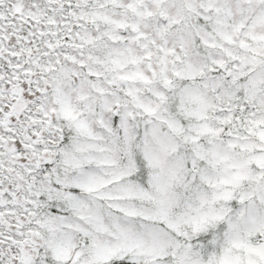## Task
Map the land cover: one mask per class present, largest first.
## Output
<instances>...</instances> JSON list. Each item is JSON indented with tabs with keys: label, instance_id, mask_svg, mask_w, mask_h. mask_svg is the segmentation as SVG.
Segmentation results:
<instances>
[{
	"label": "snow or ice",
	"instance_id": "6c2138e0",
	"mask_svg": "<svg viewBox=\"0 0 264 264\" xmlns=\"http://www.w3.org/2000/svg\"><path fill=\"white\" fill-rule=\"evenodd\" d=\"M0 264H264V0H0Z\"/></svg>",
	"mask_w": 264,
	"mask_h": 264
}]
</instances>
